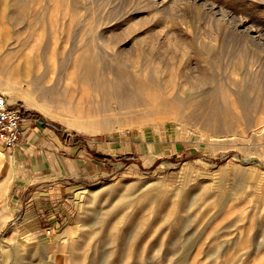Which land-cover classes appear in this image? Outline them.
<instances>
[{
	"label": "rangeland",
	"instance_id": "374dc122",
	"mask_svg": "<svg viewBox=\"0 0 264 264\" xmlns=\"http://www.w3.org/2000/svg\"><path fill=\"white\" fill-rule=\"evenodd\" d=\"M194 1L0 0V264H264V0Z\"/></svg>",
	"mask_w": 264,
	"mask_h": 264
},
{
	"label": "built area",
	"instance_id": "2783aa9c",
	"mask_svg": "<svg viewBox=\"0 0 264 264\" xmlns=\"http://www.w3.org/2000/svg\"><path fill=\"white\" fill-rule=\"evenodd\" d=\"M24 121L21 110L0 97V141L3 145L10 149L18 146L24 132Z\"/></svg>",
	"mask_w": 264,
	"mask_h": 264
},
{
	"label": "bare ground",
	"instance_id": "6f19581e",
	"mask_svg": "<svg viewBox=\"0 0 264 264\" xmlns=\"http://www.w3.org/2000/svg\"><path fill=\"white\" fill-rule=\"evenodd\" d=\"M167 1H169V2H167ZM181 1H183V0H181ZM180 1V2H181ZM186 1V0H185ZM189 1V0H188ZM192 1H194V0H192ZM197 1H200V6H202L203 8H208V9H211V10H213L214 12H216V13H218V12H220V9H218V7L217 6H215L214 4H212V2H211V4H210V2L209 1H207V0H197ZM179 0H149V4L152 6V7H154V10H156V12L157 13H160V14H164V13H166V10H167V8H169L170 6H173V9H174V7H176L179 3ZM195 2V1H194ZM193 3V2H192ZM213 3H215V2H213ZM217 3V2H216ZM181 4V3H180ZM199 5V4H198ZM220 5V4H219ZM218 5V6H219ZM182 6V5H181ZM222 6V5H221ZM185 7V6H184ZM220 7V6H219ZM186 8V7H185ZM193 8V7H192ZM181 9H182V7H181ZM183 12V11H182ZM203 12V11H202ZM211 12V11H210ZM168 13V12H167ZM222 13V16H221V21H222V17H223V19H225V15H224V13L223 12H221ZM166 15V14H165ZM166 17H167V15H166ZM228 17V16H227ZM216 18V17H215ZM233 18V17H232ZM160 19V18H159ZM170 19V18H169ZM158 20V19H157ZM163 20V19H162ZM226 20V19H225ZM229 20H232V19H229ZM168 21V20H167ZM166 21V22H167ZM228 22V21H227ZM230 22V21H229ZM236 22V21H235ZM159 23V22H158ZM165 23V22H164ZM232 23H233V21H232ZM238 23V22H237ZM242 23V22H241ZM163 24V23H162ZM226 24V23H225ZM244 25V24H243ZM170 26V25H169ZM237 26H238V24H237ZM252 26V25H251ZM250 26V27H251ZM245 27V26H244ZM250 27H247L246 29H245V31H247V38H248V36H249V34H250V32L251 31H254V30H252ZM242 28V27H241ZM162 29H163V27H162ZM165 29H167V27L165 28ZM164 29V30H165ZM183 29V28H182ZM181 29V30H182ZM236 29H237V27H236ZM134 30V29H133ZM151 31V30H150ZM163 31V30H162ZM162 31H161V33H162ZM175 31V30H174ZM180 31V30H179ZM179 31L178 32H176L178 35H179ZM183 31V30H182ZM257 31H259V30H257ZM131 33L132 32H135V31H130ZM187 32H189V31H187ZM187 32L185 33V35L187 34ZM242 32V31H241ZM164 33V35H165V32H163ZM168 34V33H167ZM171 34V33H170ZM246 34V33H245ZM184 35V34H183ZM242 35H243V32H242ZM181 36V35H180ZM166 37H169V35H167ZM187 37H188V35H187ZM165 38V37H164ZM256 38V37H255ZM173 39H174V37H173ZM181 39H182V37H181ZM168 40V38L166 39V41ZM249 40H251V39H249ZM142 41V40H141ZM178 41V40H177ZM193 41V40H192ZM165 42V41H164ZM170 42H171V40H170ZM254 42V41H253ZM96 43V42H95ZM112 43V42H111ZM115 43V42H114ZM169 43V42H168ZM180 43H183V47L187 44H185L184 42H180ZM180 43H174V41L172 42V45L173 44H175L176 46L178 45V46H181L180 45ZM82 45H89L90 43H89V41L88 40H84V41H82V43H81ZM191 43H189V45L188 46H190L191 47V45H190ZM177 46V48H176V50L178 49V48H180V47H178ZM181 46V47H182ZM182 47V48H183ZM175 48V47H174ZM170 49V48H169ZM184 50L186 49V48H183ZM178 50H182V49H178ZM187 50H190L189 49V47L187 48ZM187 50H185V51H187ZM187 73V72H186ZM199 74V73H198ZM201 74V73H200ZM200 74L199 75H197V76H200ZM191 75V74H190ZM193 75V74H192ZM202 75H203V73H202ZM184 76V75H183ZM196 76V77H197ZM186 77V76H185ZM193 77V76H192ZM210 77V76H209ZM199 79H200V77H199ZM211 79V78H210ZM186 80V79H185ZM195 80V79H194ZM203 80V79H202ZM191 81V80H190ZM197 81V80H196ZM188 82V81H187ZM204 82V81H203ZM201 82H199L198 84H199V86L201 85L202 86V83L200 84ZM194 84H197V83H194ZM210 89V88H209ZM216 90V89H215ZM125 94V93H124ZM212 96L214 97H216V94H215V91H213L212 92ZM216 100V99H215ZM1 153V152H0ZM15 162H16V160H15ZM66 231V230H65ZM79 234H80V230L78 229V228H76V229H69V230H67L65 233H64V237L65 238H67L68 237V240H72V241H74V239H76L78 236H79Z\"/></svg>",
	"mask_w": 264,
	"mask_h": 264
},
{
	"label": "crops",
	"instance_id": "0c3cea01",
	"mask_svg": "<svg viewBox=\"0 0 264 264\" xmlns=\"http://www.w3.org/2000/svg\"><path fill=\"white\" fill-rule=\"evenodd\" d=\"M31 127H27V129H25V127H24V132H23V134H24V137H23V139H22V141H21V143L19 144L20 146H19V148L21 147V148H24L25 147V144H24V140L26 139V134H28L29 132H30V129ZM25 130H26V132H25ZM29 144H31L30 146H32L31 148H33L34 146H36L37 144H35V141L32 143H29ZM30 146H27V148H30ZM57 159H55V160H53L52 162L54 163L55 161H56ZM41 178L44 180V177L43 176H41Z\"/></svg>",
	"mask_w": 264,
	"mask_h": 264
}]
</instances>
